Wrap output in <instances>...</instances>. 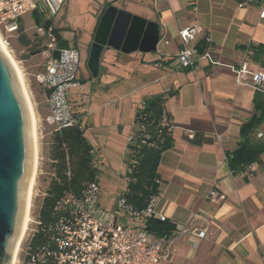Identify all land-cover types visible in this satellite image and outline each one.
<instances>
[{
    "label": "crops",
    "instance_id": "0c3cea01",
    "mask_svg": "<svg viewBox=\"0 0 264 264\" xmlns=\"http://www.w3.org/2000/svg\"><path fill=\"white\" fill-rule=\"evenodd\" d=\"M104 1L90 9L93 0H85L87 39V32L94 29ZM259 2L118 0L116 3L156 22L159 40L152 54L141 56V52L123 54L114 50L102 54L99 72L108 74L111 70L115 77L113 84L103 87L101 94L109 95L97 107L101 114L84 127L85 134L87 126L94 128L96 141H88L93 146L95 165L112 169L115 162L104 153L111 149L110 156L117 154L118 158L116 170H121L125 168L137 108L150 97L163 96L172 144L162 153L158 165L160 185L153 211L173 224L172 233L165 238L171 240L168 249L174 264H264V152L262 165L253 163L240 173L231 171L226 157L238 147L241 126L254 113L256 91L264 92V82L258 87L239 83L234 72L238 63L247 57L243 45L264 43ZM52 25L67 47H77L76 37L71 44L62 35L69 22ZM24 27L21 20L19 30ZM188 27H195L197 33L188 44L193 63L183 68L177 62L182 48L179 31ZM82 47L79 51L81 74L74 88H81L90 75L84 62L88 45ZM205 53L211 60L203 56ZM117 66H124L125 72L120 75L114 70ZM250 67L264 71L259 65L250 63ZM39 71L34 72V77ZM124 81L129 85L126 89L121 86ZM74 88L68 91V98ZM40 98L42 104L35 108L38 120L49 113L41 87ZM110 106L115 107L111 112ZM72 108L75 120L81 123L73 105ZM123 109L132 115L131 124L124 122ZM113 134L120 139L113 138ZM257 135L264 138V122ZM99 184L98 178V188ZM210 189L220 197H208ZM196 213L208 220L209 231L202 239L187 233L191 227L205 225L194 218Z\"/></svg>",
    "mask_w": 264,
    "mask_h": 264
},
{
    "label": "built area",
    "instance_id": "2783aa9c",
    "mask_svg": "<svg viewBox=\"0 0 264 264\" xmlns=\"http://www.w3.org/2000/svg\"><path fill=\"white\" fill-rule=\"evenodd\" d=\"M44 7L46 4L41 6L39 0H0V32L15 34L25 14L33 11L42 13ZM259 16L264 20V0L259 2ZM35 28L37 35L47 41L41 49L45 58L44 66L35 74L37 84L45 92L49 108L41 124L46 123L52 126V131L59 132L75 121L68 91L78 85L82 59L77 47L59 46L53 25L41 24ZM196 33L195 27L179 31L182 48L177 62L183 68L193 63L188 44ZM203 56L211 60L208 53ZM234 72L239 83L258 87L264 82V71L251 69L247 57L238 63ZM189 136L192 137V134ZM97 189L96 184H90L85 196L67 193L62 198L60 207H64L65 211L59 217L53 233L54 247L49 251L52 257L49 264H161L162 261L174 264L168 249L171 240L155 236L145 228L148 217L166 219L153 211L157 196L152 197L142 210L133 209L119 197L107 211L98 208L95 201ZM208 197L214 199L220 196L210 189ZM194 218L202 220L205 225L191 227L187 233L192 238L202 239L209 231L208 220L200 213L194 214ZM25 250L26 246L19 258L16 256L15 264H31L24 260Z\"/></svg>",
    "mask_w": 264,
    "mask_h": 264
},
{
    "label": "trees",
    "instance_id": "16d2710c",
    "mask_svg": "<svg viewBox=\"0 0 264 264\" xmlns=\"http://www.w3.org/2000/svg\"><path fill=\"white\" fill-rule=\"evenodd\" d=\"M36 25H52L53 18L33 11ZM54 32L59 46H66L57 29ZM247 60L264 68V43L247 44ZM202 49V47L200 48ZM41 49H39V52ZM254 113L243 123L238 147L228 152L227 163L233 173H240L253 163L262 165L264 138L257 137L258 129L264 122V92L257 90L254 98ZM135 128L127 145L124 191L117 197L123 198L135 210L144 209L152 197L158 196L160 176L158 165L162 153L172 144L170 124L165 116L163 96L144 100L134 115ZM50 177L41 204L36 214L37 224L24 253V260L31 264H49V251L54 247L53 233L59 217L64 214L60 207L67 193L85 196L90 184H96L100 170L93 160V146L85 134V128L78 121L59 132L52 131L48 153ZM116 198V199H117ZM145 228L155 236L165 237L172 233L173 224L167 219L148 217Z\"/></svg>",
    "mask_w": 264,
    "mask_h": 264
},
{
    "label": "water",
    "instance_id": "95a60500",
    "mask_svg": "<svg viewBox=\"0 0 264 264\" xmlns=\"http://www.w3.org/2000/svg\"><path fill=\"white\" fill-rule=\"evenodd\" d=\"M117 1H104L94 29L87 32L86 66L91 78L98 76L105 51L130 54L156 50L158 24L116 4ZM67 2L47 0L49 16L55 18ZM44 10L45 7L43 14ZM29 129L28 112L15 74L0 52V264H8L21 227L26 186L33 165Z\"/></svg>",
    "mask_w": 264,
    "mask_h": 264
},
{
    "label": "rangeland",
    "instance_id": "374dc122",
    "mask_svg": "<svg viewBox=\"0 0 264 264\" xmlns=\"http://www.w3.org/2000/svg\"><path fill=\"white\" fill-rule=\"evenodd\" d=\"M101 0H93L90 5V9H94L97 5V2ZM87 5L85 0H71L68 1L65 6L58 13V18H54L55 25H62L65 22H69V26L66 29L62 30V35L65 39H67L71 44L75 41V37L77 40L76 46L79 51L82 50V46H87L89 44V39H87L86 31L88 29V20L86 13ZM48 16V13L45 14ZM61 17L64 18V21H61ZM22 22L24 24V28L16 32L15 34L6 35L0 32V36L7 45L12 57L17 62L19 68L21 69L23 75V82L25 89L27 91L29 100L32 105V109L34 111L35 119H36V139H37V162H36V173L33 182V191L32 197L30 200V222L26 231L25 236L23 237L18 252L17 258H19L20 254L24 250L29 235L32 229L35 226V218L38 213L41 200L44 196L45 189L47 187L50 175V167H49V159L48 153L51 145V136H52V127L46 123L41 124V119L38 120V116L36 115L35 108L37 105L41 103L40 98V86L37 84L34 72L39 71L44 66L45 58L42 51L36 53L39 49H42L44 44L47 42L44 37H39L36 33V23L34 21V17L32 12L25 14L22 17ZM84 38V39H83ZM89 38V36H88ZM83 39V42H82ZM141 56L145 53H140ZM148 54H152L148 53ZM86 64V60L84 61ZM41 68V69H40ZM120 75L125 72V67L117 66L114 69ZM111 70H108V74H104L102 71L99 72L96 78H91L89 75L88 79L80 86L81 88H74L69 95L71 103L80 117V121L82 126L85 127L87 123L91 124L94 122L95 117L101 114V111L97 109L101 104V100L107 97L109 94H101L103 87L105 84H113L111 83L114 79L115 75H113ZM121 84L123 88H128L129 85L125 83ZM121 88V87H120ZM121 92V91H120ZM113 106L109 107V112L113 111ZM123 119L124 122H128V124L132 123V115L128 112V110L123 109ZM125 116V117H124ZM129 117V118H128ZM111 129V128H109ZM112 130V129H111ZM94 128L88 127L86 128V136L89 141L94 140ZM116 139V136L113 134ZM96 141V140H94ZM123 140H121L122 142ZM115 143H113L114 145ZM117 145V144H116ZM109 157L113 159L115 162L112 169L103 168L101 164H97L96 167L100 170H103V173L99 175V188L97 189L95 201L98 203V208L103 210H110L114 203L115 199L124 191L125 188V178L123 176L125 172V168L123 167L121 170H116L117 168V154L114 156L111 155V149H107L106 152ZM104 153L102 155L104 156ZM120 155V154H119ZM121 157V156H120ZM121 159V158H120ZM119 162V160H118Z\"/></svg>",
    "mask_w": 264,
    "mask_h": 264
},
{
    "label": "bare ground",
    "instance_id": "6f19581e",
    "mask_svg": "<svg viewBox=\"0 0 264 264\" xmlns=\"http://www.w3.org/2000/svg\"><path fill=\"white\" fill-rule=\"evenodd\" d=\"M0 52L8 60L15 74L17 84H18V89L25 103L26 110L29 116V121H30L29 135H30V139L32 143V149H33V165H32L30 177H29V180L26 186L25 204H24V211H23V216L21 220V227H20L19 234L14 241V245H13L9 260H8V264H15V260H16V256H17L20 243L26 234V231H27V228L30 222V205H31L30 200L32 197V191H33V185H34L33 182H34L35 173H36L37 148L38 147H37V139H36V119H35L34 111L32 109L31 102L29 100L27 91L24 86L22 72L17 62L15 61V59L12 57L7 45L5 44L1 36H0Z\"/></svg>",
    "mask_w": 264,
    "mask_h": 264
},
{
    "label": "flooded vegetation",
    "instance_id": "af4514ba",
    "mask_svg": "<svg viewBox=\"0 0 264 264\" xmlns=\"http://www.w3.org/2000/svg\"><path fill=\"white\" fill-rule=\"evenodd\" d=\"M39 3L41 6H44L47 3V0H39ZM48 10H49L48 7H45V10H44L45 13L44 14L48 13V16H49Z\"/></svg>",
    "mask_w": 264,
    "mask_h": 264
}]
</instances>
